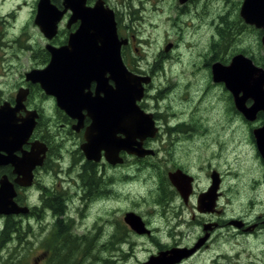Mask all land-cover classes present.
Returning <instances> with one entry per match:
<instances>
[{
  "label": "flooded vegetation",
  "instance_id": "flooded-vegetation-1",
  "mask_svg": "<svg viewBox=\"0 0 264 264\" xmlns=\"http://www.w3.org/2000/svg\"><path fill=\"white\" fill-rule=\"evenodd\" d=\"M122 1L119 5L128 9L129 16L140 11ZM155 1L162 21L160 47L151 62L130 59L132 50L138 52L134 29L131 19L130 26L122 25L124 12L112 3L118 4L117 0L84 2L87 8L101 3L113 13L117 37L126 41L120 48L126 69L147 80L141 83L142 97L136 106L150 117L153 132L128 140L131 146L118 148L110 163L103 149L98 157L93 155L96 159L81 149L92 122L87 111L81 110L78 122L59 108L55 96L27 79L31 71L49 63L45 46L65 45L79 22L67 27L72 12L63 13L54 38H44L40 63L41 49L35 41L40 30L34 23L39 0H0V107L10 110L17 124L33 123L28 138L14 152L19 159L26 156L33 161L30 180H21L22 166L17 174L10 164L0 165V179L7 178L16 192L15 203L28 211L0 219L2 225L7 217L19 226L32 222L34 239L40 242L34 264H51L56 254L69 256L72 241L79 256L83 249H94L100 264H145L161 257L162 264H264V140L259 149L254 136L257 130L264 136V28L241 18L245 0ZM62 2L50 0L58 12L64 10ZM169 31L175 34L172 38ZM60 34L65 39L56 43ZM250 35L255 49L248 45ZM235 56L250 60L257 72L249 78L245 70L237 77L228 76L241 80L234 86L245 109L253 110L247 114L235 106L231 85L218 81L213 71L217 64L228 67ZM176 67H187L188 73H174ZM244 79L259 90V99L242 88L240 84L248 87ZM89 92L94 96V83ZM202 112L217 115L208 117L215 127L242 125L249 130L256 177L252 171L233 173L229 162L221 169L212 163L202 168L199 163L179 162L174 143L166 136L189 142L195 130L208 126L207 116L199 115ZM116 136L126 140L124 134ZM136 150L152 153L139 156ZM172 174L177 178L170 179ZM250 176L252 180H245Z\"/></svg>",
  "mask_w": 264,
  "mask_h": 264
},
{
  "label": "water",
  "instance_id": "water-1",
  "mask_svg": "<svg viewBox=\"0 0 264 264\" xmlns=\"http://www.w3.org/2000/svg\"><path fill=\"white\" fill-rule=\"evenodd\" d=\"M84 2L85 0H63L64 10L58 12L50 4V0H39L34 23L46 40L50 41L57 34V24L66 10L72 12L67 27L77 21L79 26L69 34L65 45L45 46L50 54L49 63L44 69L31 71L27 74V79L39 83L45 93L55 96L59 108L78 122L83 117L81 110L85 109L92 122L87 128L86 143L81 149L89 159H96L93 155L97 153L95 156L98 157V150L103 149L106 160L112 163L118 148L131 146L132 142L128 140H133L138 135L150 136L153 132L150 117L144 115L136 106V102L142 97L141 83H146L147 80L134 76L126 69L120 51L121 45L126 41L117 37L113 13L101 3L87 8ZM240 16L246 24L258 29L264 28V0H245ZM262 42L264 44V38ZM244 70V73L248 74L247 78L257 73L251 61L243 56H235L228 67L218 64L213 67L217 80L224 81L228 87L231 85L229 88L237 109L247 114L253 110L245 109L242 105L244 99L237 96L240 91L234 86L241 83V80L228 79L229 75L237 77ZM248 80L242 81L247 83L248 87L245 84L240 85L249 90L250 96L259 99V90L251 87ZM255 80L253 82L257 83V79ZM109 81L113 85L109 84ZM91 83L95 84L94 96L89 92ZM262 99L264 100V97ZM11 116L10 110H6L4 106L0 107V165L10 164L14 168L13 172L17 174H20L19 169L22 166L24 173L21 180L29 181L33 161H28L26 156L19 159L14 152L19 151L28 138L33 123L31 124V120H25L20 125ZM140 122L143 127L138 125ZM261 132L262 130L254 132L259 149L264 140ZM117 133L124 134L126 140L118 139ZM136 151L139 153H133L139 156L152 153ZM173 177L176 175H170V179L174 180ZM15 182L18 183V179ZM28 184L26 182V185ZM15 196L14 187L7 178L0 179V216L27 213V208L15 203ZM162 259L164 258H151L145 264H162Z\"/></svg>",
  "mask_w": 264,
  "mask_h": 264
},
{
  "label": "rangeland",
  "instance_id": "rangeland-1",
  "mask_svg": "<svg viewBox=\"0 0 264 264\" xmlns=\"http://www.w3.org/2000/svg\"><path fill=\"white\" fill-rule=\"evenodd\" d=\"M117 1L118 4L115 2L112 3L119 10L124 12V24L123 21H121L122 25L124 26L128 23L130 26V19L132 20L131 27L134 29V33H132L134 36L133 45L138 48V52H134L132 50L129 53L130 59L132 60L133 57V59L141 60L143 62H151L155 49L160 47L159 30L162 15L159 13V10H157L160 4L155 0H128L133 9H140V11L137 10L132 12L129 16L127 11L128 9L119 5L122 0ZM126 2L127 0L124 1V5ZM174 35L175 34L172 31H169L170 38ZM64 39V35L60 34L55 39V42L58 43ZM35 41L39 43V49H41L40 63H42V50L46 40L43 35L39 33V35L35 36ZM248 45L253 49L256 47V42L252 35L248 38ZM184 54L186 53L184 52ZM262 54H264V51H262ZM24 63L25 65L27 64L26 62ZM186 68L187 67H176L174 73L178 72L179 75L188 73ZM199 115L200 117L204 115L207 116L205 118V122L209 127L205 125L207 126L206 129L201 128L195 130L196 136H194V138L189 142H180L177 141L176 138L166 136L173 141L175 147L174 150L175 152L177 151L175 154L178 155L179 162L185 161L189 165H196L199 163L202 168H204L208 163H212L213 165L216 164V166L220 169L222 167H226V163L229 162L233 173L238 170L242 172L247 171L246 173H250L248 171H252L251 176L256 177L258 174V164L255 162V157L250 150L249 130L242 125H240L241 127L228 129L222 127L221 125L219 127H215L213 121H211L208 117L214 118L217 115L211 112H202ZM182 135L180 134V137H183ZM162 155L163 153L160 154V158H162ZM171 160L172 159H170V163H172ZM251 176L245 178V180H252ZM233 182H236V180L233 179ZM86 217L91 218L88 215ZM87 224L91 226L90 221H87ZM1 226L2 221L0 219V229ZM19 228L20 234H14L10 241L2 243V246L0 245V264H34V260L37 255L36 251L38 252L39 249L37 247L40 244V242L38 243V241L34 239L36 228L32 222L29 224H22ZM83 252L84 254L78 257V264H100L94 249H83Z\"/></svg>",
  "mask_w": 264,
  "mask_h": 264
},
{
  "label": "trees",
  "instance_id": "trees-1",
  "mask_svg": "<svg viewBox=\"0 0 264 264\" xmlns=\"http://www.w3.org/2000/svg\"><path fill=\"white\" fill-rule=\"evenodd\" d=\"M17 233L20 234L19 224L12 217H7L0 229V245L10 241L12 236ZM68 251L71 253L66 257L63 254L52 256L50 259L51 264H78L79 259L77 256H79V248L75 242L72 241L70 243ZM64 253H67V251Z\"/></svg>",
  "mask_w": 264,
  "mask_h": 264
}]
</instances>
